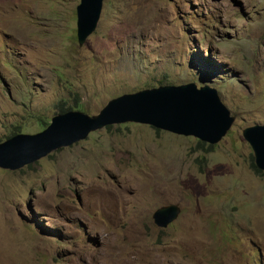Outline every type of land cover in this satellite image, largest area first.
<instances>
[{
  "label": "rangeland",
  "instance_id": "374dc122",
  "mask_svg": "<svg viewBox=\"0 0 264 264\" xmlns=\"http://www.w3.org/2000/svg\"><path fill=\"white\" fill-rule=\"evenodd\" d=\"M78 3L0 0V141L161 84L214 87L234 121L208 151L128 122L0 168V264H264V170L242 136L264 124V0H104L81 46Z\"/></svg>",
  "mask_w": 264,
  "mask_h": 264
},
{
  "label": "water",
  "instance_id": "95a60500",
  "mask_svg": "<svg viewBox=\"0 0 264 264\" xmlns=\"http://www.w3.org/2000/svg\"><path fill=\"white\" fill-rule=\"evenodd\" d=\"M104 0H79L76 5V38L81 46L101 16ZM234 121L217 90L194 82L161 84L109 99L93 115L66 110L53 115L42 130L15 133L0 141V168L16 170L55 149L84 140L89 133L107 125L128 122L146 124L167 132L193 136L208 144L217 143ZM252 149L255 166L264 170V124L242 129ZM180 207L165 204L152 212L153 223L164 228L177 219Z\"/></svg>",
  "mask_w": 264,
  "mask_h": 264
},
{
  "label": "trees",
  "instance_id": "16d2710c",
  "mask_svg": "<svg viewBox=\"0 0 264 264\" xmlns=\"http://www.w3.org/2000/svg\"><path fill=\"white\" fill-rule=\"evenodd\" d=\"M60 111H63V109L62 110H60ZM45 123V122H44ZM46 126H47V124H46ZM114 125H107V126H105V129H110V128H112ZM156 131H159V129H156ZM198 146L202 149V150H204V151H208L209 149H211V147H212V145H208L207 147H204V142H202V141H198ZM250 166H251V168L253 169V171L255 172V173H260L261 171H260V169H258L256 166H255V164H254V159H253V154L250 156Z\"/></svg>",
  "mask_w": 264,
  "mask_h": 264
},
{
  "label": "clouds",
  "instance_id": "9594fccd",
  "mask_svg": "<svg viewBox=\"0 0 264 264\" xmlns=\"http://www.w3.org/2000/svg\"><path fill=\"white\" fill-rule=\"evenodd\" d=\"M48 125V124H47ZM46 127V126H45ZM105 128V127H104ZM156 129V128H155ZM173 204H175V203H173ZM178 205V204H177ZM162 206V205H161ZM179 206V205H178ZM180 207V206H179ZM180 212H181V209H180ZM180 214V213H179ZM179 216V215H178ZM178 218V217H177ZM172 223V222H171ZM169 225V224H168Z\"/></svg>",
  "mask_w": 264,
  "mask_h": 264
}]
</instances>
